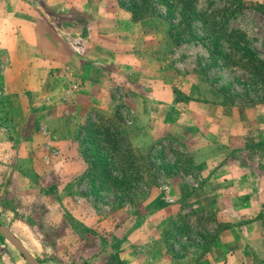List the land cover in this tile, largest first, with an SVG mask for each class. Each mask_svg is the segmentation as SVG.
<instances>
[{
  "label": "rangeland",
  "instance_id": "rangeland-1",
  "mask_svg": "<svg viewBox=\"0 0 264 264\" xmlns=\"http://www.w3.org/2000/svg\"><path fill=\"white\" fill-rule=\"evenodd\" d=\"M128 2L24 0V18L0 10V226L15 237L0 230V264H29L18 243L39 264H227L226 244L209 249L237 221L208 196L217 188L193 156L201 138L212 140L204 132L264 118L263 0L158 2L161 16L138 21ZM136 37L141 48L123 68ZM56 47L75 54L40 64ZM118 132L150 182L134 204L113 208L118 191L101 177L93 187L86 161L95 158L84 154L113 146ZM258 188L245 185L254 204ZM152 213L156 232L131 241ZM205 231L213 239L203 250ZM251 264H264V250Z\"/></svg>",
  "mask_w": 264,
  "mask_h": 264
},
{
  "label": "crops",
  "instance_id": "crops-1",
  "mask_svg": "<svg viewBox=\"0 0 264 264\" xmlns=\"http://www.w3.org/2000/svg\"><path fill=\"white\" fill-rule=\"evenodd\" d=\"M23 1L0 0V10L9 12L10 17L12 12H17V14L19 12V16L24 18L21 11L24 6ZM16 24L23 25V22H16ZM141 43L142 39L139 37L132 38L127 42L129 46L119 58V61L123 60V68H129L127 59L135 55L133 52L141 48ZM58 48L46 52V55L41 53L40 64L51 63V66L56 64L59 66L64 64L65 55L73 56L75 54L73 49L63 53ZM14 55L19 59L22 57L19 50ZM259 114L261 119L258 127H251L247 123H242L240 128L237 126L230 129L231 131H215L214 133L212 131V134L203 131L204 135L212 140L208 141L201 138L203 142L196 146V154L193 156L196 173L203 176L207 175L208 179L206 178L205 183L212 184L217 188L211 194L208 193V196L220 205V202L224 201L225 204L222 205L229 218L237 221L236 224L233 223V225L222 230L216 240L211 242L213 245L211 244V249H209V256H212L221 244H226L228 249V253L225 255L227 264H251V258L264 250V118H262L261 113ZM252 139L255 140L254 143L251 142ZM257 152L262 155L257 154ZM254 181L259 184L255 204L245 189L246 184ZM154 200H157L156 195L150 197L148 202ZM160 210L161 208L159 212ZM155 215L157 214H149L141 225L132 228L128 233L129 239L136 243H143L152 232L155 233L156 231L151 229L149 223L155 218ZM161 231L162 229L159 230V232Z\"/></svg>",
  "mask_w": 264,
  "mask_h": 264
},
{
  "label": "trees",
  "instance_id": "trees-1",
  "mask_svg": "<svg viewBox=\"0 0 264 264\" xmlns=\"http://www.w3.org/2000/svg\"><path fill=\"white\" fill-rule=\"evenodd\" d=\"M179 1L183 0H129L128 2V11L131 14L132 21H138L141 19L151 18V17H159L161 16V13L157 10V4L158 2H162L168 7H172L173 3H178ZM185 5L182 6L184 9ZM188 8V7H186ZM172 11H167L168 14H172ZM253 63H257L256 71L254 72V75L256 77H260L262 75V64L263 60L259 57L252 59ZM243 65H246L243 63ZM261 74V75H260ZM119 133V132H118ZM119 137L114 138L113 146H109L108 149H104V147L101 148H95L92 147L94 141H98L96 136L90 137L89 142L91 143V150H93L92 153L84 154L85 158H95L92 161H88L89 163V171L87 175L93 174L92 177H90V181L94 187L95 180L98 179V177H101V183L106 184L109 182L110 187H115V190L118 191L119 196L117 197V201H115L114 204H112L114 207H120L126 203L134 204V201L137 200L138 195L140 196L141 193H139V185L140 184H148L150 181H144V177L141 173V167L140 165H137V157L134 154H129L130 150L126 147L123 149H120V144L123 142H126V138L119 133ZM108 137V135L106 134ZM110 136V135H109ZM94 140V141H93ZM128 140V139H127ZM117 143V145H116ZM86 151V149H84ZM97 158V159H96ZM150 167H148L149 169ZM143 169H147L146 167H143ZM99 170V171H98ZM144 171V170H143ZM147 171V170H146ZM140 172V175L138 174ZM138 174V175H137ZM143 182V183H142ZM142 191V190H141ZM112 208V209H113ZM187 214H183L180 217L184 218ZM175 224L173 222L168 223L165 228L163 229V240L165 244L167 245V249L170 250V245L168 244L167 235L170 232V229L173 228ZM183 228H179V232H181ZM201 241L200 247L205 250L207 249L209 243L212 241L213 237L212 234L208 232H202L200 234ZM173 251V250H172Z\"/></svg>",
  "mask_w": 264,
  "mask_h": 264
},
{
  "label": "water",
  "instance_id": "water-1",
  "mask_svg": "<svg viewBox=\"0 0 264 264\" xmlns=\"http://www.w3.org/2000/svg\"><path fill=\"white\" fill-rule=\"evenodd\" d=\"M0 230H1L6 236H9V237L15 239V237H14L9 231H7L4 227L0 226ZM17 243H18V242H17ZM16 247H17V249H19V251L23 254V256L25 257V259L27 260V262H28L29 264H39L38 262L32 260V259L29 257V255H28L25 251L22 250V248H21V246L19 245V243L17 244Z\"/></svg>",
  "mask_w": 264,
  "mask_h": 264
}]
</instances>
